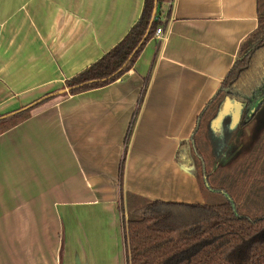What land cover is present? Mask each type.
Segmentation results:
<instances>
[{
  "label": "crops",
  "instance_id": "crops-1",
  "mask_svg": "<svg viewBox=\"0 0 264 264\" xmlns=\"http://www.w3.org/2000/svg\"><path fill=\"white\" fill-rule=\"evenodd\" d=\"M144 5L0 0V116L35 106L0 134V223L32 225L19 239L56 236L54 252L14 248L0 256L20 258L0 264H127L122 190L206 202L176 155L258 28V0L161 3L163 38L155 31L123 77L54 96L124 39Z\"/></svg>",
  "mask_w": 264,
  "mask_h": 264
},
{
  "label": "trees",
  "instance_id": "trees-1",
  "mask_svg": "<svg viewBox=\"0 0 264 264\" xmlns=\"http://www.w3.org/2000/svg\"><path fill=\"white\" fill-rule=\"evenodd\" d=\"M169 1L145 0L140 19L124 39L67 79L66 87L54 96L99 88L123 77L160 25L154 16L158 5ZM258 10V28L242 44L239 58L199 115L191 138L181 142L176 155L177 161L187 167L199 163L201 188L207 193H221L226 200L209 204L146 199L144 206L132 207L130 199L135 194L125 192L129 199L128 221L124 224L127 264H264V13L259 6ZM233 102L244 107L240 122L254 121L255 130L260 133L253 150L238 165L243 173L236 184L221 175L214 176L203 148L205 126L212 124L213 131L219 112ZM211 106L210 116L215 117L209 121L211 117L205 116ZM31 109L29 106L0 116V134L26 120Z\"/></svg>",
  "mask_w": 264,
  "mask_h": 264
},
{
  "label": "rangeland",
  "instance_id": "rangeland-1",
  "mask_svg": "<svg viewBox=\"0 0 264 264\" xmlns=\"http://www.w3.org/2000/svg\"><path fill=\"white\" fill-rule=\"evenodd\" d=\"M259 9L261 13H264V0H260ZM221 96H223V94ZM34 108L35 106L32 107V109ZM212 109L213 108L211 106L210 110H208V112L206 113L205 118L211 117L210 114L212 113ZM238 113L234 116H231L230 114H225L222 118L215 119L213 121V131L211 128L212 124L210 125V123L207 124L203 130L205 131L203 139L205 143L203 144V148L206 152L205 157L207 159L209 170H212L214 172V176L221 175L223 178L230 179L235 184L241 180V174L243 173V171L238 170V165L242 164V159L248 154V152L250 153L253 150L254 145L256 144V140L260 134L257 130H255L254 121L252 123L243 124V121L240 122L241 113ZM214 117L215 115L212 116L209 121H211ZM260 117L261 116H259L258 118L259 120H261ZM203 131L201 132V134L203 133ZM198 142L201 143L200 135L198 138ZM193 168L195 172H199V163ZM220 172L221 174H219ZM236 180L237 182H235ZM202 189L204 190L206 202H208L209 204L220 203L226 200L225 196L221 193H207L204 187ZM130 200L133 205L132 207H142L148 201L145 198L136 195H133ZM128 201V195H126L125 192H122L120 198V214L123 215V224L128 221ZM24 214L26 215V213ZM30 226L32 225L0 223V252L11 251V253H14V248L26 249L29 247L51 248V250L54 252L55 243L53 239L54 236L52 235H41L42 240H38L34 237L26 235H24L22 239H19L20 237L18 236L26 232V230ZM47 226L56 227L57 225ZM19 258L20 256H15L13 254L8 256H0V260L3 259L6 263H13L14 259Z\"/></svg>",
  "mask_w": 264,
  "mask_h": 264
},
{
  "label": "flooded vegetation",
  "instance_id": "flooded-vegetation-1",
  "mask_svg": "<svg viewBox=\"0 0 264 264\" xmlns=\"http://www.w3.org/2000/svg\"><path fill=\"white\" fill-rule=\"evenodd\" d=\"M235 106H238L237 105V103H234L233 102V104H231L230 106H227L226 108H225V110L226 111H231L230 113H228V114H230L231 116H234V115H237V113H238V111H239V113H243V109H244V107H243V105H240L239 106V110H237L236 109V107ZM234 110V111H233ZM257 112V110H255V113ZM261 119H263V115L260 117ZM261 121V120H260ZM259 124H261V122H259Z\"/></svg>",
  "mask_w": 264,
  "mask_h": 264
},
{
  "label": "water",
  "instance_id": "water-1",
  "mask_svg": "<svg viewBox=\"0 0 264 264\" xmlns=\"http://www.w3.org/2000/svg\"><path fill=\"white\" fill-rule=\"evenodd\" d=\"M237 105H238V106H235V107H236V108L238 107L237 110H239L240 103H237ZM241 105H242V104H241ZM227 106H230V104L225 105L224 108H223V110H221V111L219 112L218 119L222 118L225 114H228V113L231 112L230 110H229V111H226V110H225V108H226ZM233 111H234V110H233ZM238 112H239V111H238ZM238 114H239V113H238Z\"/></svg>",
  "mask_w": 264,
  "mask_h": 264
},
{
  "label": "built area",
  "instance_id": "built-area-1",
  "mask_svg": "<svg viewBox=\"0 0 264 264\" xmlns=\"http://www.w3.org/2000/svg\"><path fill=\"white\" fill-rule=\"evenodd\" d=\"M163 35H164L163 29L162 28H158L156 30L155 38L161 39V38H163Z\"/></svg>",
  "mask_w": 264,
  "mask_h": 264
}]
</instances>
